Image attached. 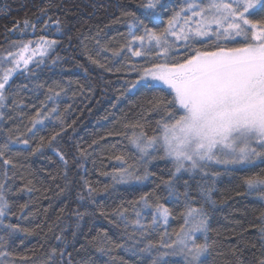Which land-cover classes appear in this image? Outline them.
I'll return each mask as SVG.
<instances>
[{
	"label": "snow or ice",
	"instance_id": "snow-or-ice-1",
	"mask_svg": "<svg viewBox=\"0 0 264 264\" xmlns=\"http://www.w3.org/2000/svg\"><path fill=\"white\" fill-rule=\"evenodd\" d=\"M40 11L47 15L46 9ZM262 13L264 0H184L178 9L171 8L166 0H139L136 10L122 11L123 23L128 28L126 42L120 49L111 50L112 56L120 57L127 49L132 56L143 57L146 66H132L137 78L126 82L121 95L137 92L153 95L147 99L140 118L125 125L130 129L124 135L134 149L133 162L129 163L124 155L117 156L115 159L120 165L103 175L111 177L112 192L118 193L117 185H143L155 177L152 167L163 161L165 175L159 178L156 188L162 190L165 201L173 198L177 203L182 201L183 223L179 231L169 233L167 226L173 210L161 202V195L155 191L144 192L129 200L127 206L121 202L109 211L97 200L101 195L112 194L108 186L100 190L84 180V190L77 192L84 210L77 208L72 213L76 221L71 238L64 234L69 227L65 225L55 236L59 247H52L42 264H73L68 248L75 247L85 217L103 218L118 233L113 239L109 230L100 229L92 240L80 245L87 256L76 264H129L123 256L114 255L117 252L134 258L133 264H207L217 244L209 235L212 231L209 221L219 203L214 197L217 181L238 167L250 169L264 164ZM114 22H120V17ZM52 23L56 25V32L62 31L59 19ZM23 25L19 29L22 32L29 27L36 30V25L28 19ZM57 43L45 36L35 45L31 40L13 41L12 46L17 50L7 51L6 56L0 57V65H10L0 68V121L13 120V112L23 113L25 103L21 93L25 90L34 95L44 90L45 96L38 108L31 105L36 110L25 133L17 135L18 129L0 127V136H3L0 141V257L10 255L7 247L18 234H31L19 223L11 222L12 216L26 218L30 214L25 213L27 204L19 206V213L14 211L16 202L12 198L37 190L31 179L17 186V179L23 180L24 176H17L18 165L12 158L17 151L15 146H23L31 155L42 152L45 147L51 148L65 165L66 183L60 194L71 184L68 160L53 143L61 132H55L50 138L40 136L47 127L46 121L64 124L59 101L68 90L60 81L46 84L32 80L36 72L29 67L40 68ZM95 43L100 45L99 40ZM100 50L109 51L103 47ZM61 59L56 56L51 63L55 65ZM89 59L105 67L98 60ZM17 74L25 76L29 83L17 84L13 79ZM149 116L154 119L151 132L147 127L152 123L147 119ZM37 137L39 142L33 147L31 141ZM87 155L86 150L81 152V156ZM243 185L246 192L237 195H256L264 201V172L245 176ZM256 220L258 223L251 227L256 229L258 243L248 239L245 235L248 228H243L230 249L236 264H245L241 254L253 249L259 255L253 253L251 264H264V211ZM156 233L160 234L159 239L153 240L151 237Z\"/></svg>",
	"mask_w": 264,
	"mask_h": 264
},
{
	"label": "trees",
	"instance_id": "trees-1",
	"mask_svg": "<svg viewBox=\"0 0 264 264\" xmlns=\"http://www.w3.org/2000/svg\"><path fill=\"white\" fill-rule=\"evenodd\" d=\"M166 2L171 8L178 9L184 0ZM138 3L139 0H0V55L16 49L12 46L13 41H39L41 36L58 41L40 68L30 66L36 72V76L31 79L46 84L60 81L68 90V94H62L59 101L64 124L46 121L47 127L40 132V136L50 138L55 132H61L53 143L68 160V179L71 181L68 190L60 194V189L66 183L63 179L65 165L51 148L45 147L42 152L31 155L23 146H15L17 151L12 154V158L18 165L17 176H24L23 180L17 179V186H22L31 179L37 190L20 193L12 198L16 202L13 205L14 211L19 213V206L27 204L25 213L30 214L26 218L12 216L11 222L19 223L21 227L30 230L31 234L20 233L9 243L7 251L10 255L7 258L0 257L3 264H42L50 249L59 247L55 236L60 234V229L65 225L69 227L64 234L71 238L76 221L72 213L77 208L84 210L77 199V192L84 190V180L100 190L108 186V192L112 194L101 195L97 200L109 211L121 202L127 206L129 200L138 198L144 192L155 191L161 195V202L167 203L173 210V218H170L167 226L169 233L179 231L183 223L180 215L183 211L182 201L177 203L174 198L165 201L162 190L156 188L159 178L165 175L163 161L152 167V171L156 172L155 177L143 185H117L120 189L118 193L112 192L111 177L103 175L111 173L120 165L115 159L117 156L124 155L129 163L133 162L134 149L124 135L130 129H126L125 125L140 118L147 99L153 95L150 92L121 95L126 82L137 78L138 74L132 70V66H146L145 59L132 56L127 49L120 57L114 58L111 51L120 49L126 42L128 28L123 23L122 11H134ZM41 9H46L47 15H42ZM117 17H120V22H114ZM25 19L36 25L35 31L31 27L23 32L19 30L24 27ZM56 19L62 22L61 32L55 31L56 25L52 22ZM45 24L49 27L45 28ZM96 40L100 41L99 46L95 43ZM102 47L109 51H101ZM208 47L211 48L212 45L209 44ZM183 51L181 47L180 52ZM56 56L62 59L54 65L51 59ZM89 57L98 60L105 67L93 64ZM109 68L112 71L106 70ZM13 79L17 84L29 83L25 76L18 74ZM21 95L25 103L23 113L13 112V120L0 121V127L5 130L18 129L17 135L26 132L29 119L45 99L44 90L35 95L25 90ZM33 104L36 108L31 107ZM147 119L152 121L147 125L151 132L154 119L152 116ZM2 140L3 136H0V141ZM38 142L39 137L31 141L33 147ZM85 150L88 153L86 158L81 156V152ZM80 164H83L82 168L79 167ZM259 172H264V164L250 169L237 168L234 173L222 175L217 181L218 191L214 193V197L219 203L209 221L212 229L210 238L216 240L217 244L208 257L207 264H236L230 249L235 246L243 228H248L245 233L247 238L258 243L256 229L251 225L258 223L256 217L264 211V201L256 195L237 193L246 192L243 185L245 176ZM53 176L56 177L55 180L52 179ZM102 228L109 230V236L116 239L118 230L107 220L85 217L77 233L75 247L69 245L68 248L72 252L73 264L87 256L80 245L92 240ZM159 235L153 234L151 238L157 240ZM253 253L259 255L255 249L245 250L241 254L245 264H251ZM114 255L123 256L129 264L134 262V258L122 252ZM22 257L29 259L24 260Z\"/></svg>",
	"mask_w": 264,
	"mask_h": 264
},
{
	"label": "rangeland",
	"instance_id": "rangeland-1",
	"mask_svg": "<svg viewBox=\"0 0 264 264\" xmlns=\"http://www.w3.org/2000/svg\"><path fill=\"white\" fill-rule=\"evenodd\" d=\"M36 42H38V41H33L34 45L36 44ZM16 50H17V49L13 50V52H15ZM51 51H52V50H50V52H51ZM50 52H49V53H50ZM6 54H7V53L2 54V55H0V57L6 56ZM46 58H47V57H46ZM36 59H39V56H37ZM9 66H10V65H6V64H5V65H0V68H2V67H9ZM30 66H32V65H30ZM30 66H29V67H30ZM238 168H239V167H238Z\"/></svg>",
	"mask_w": 264,
	"mask_h": 264
}]
</instances>
